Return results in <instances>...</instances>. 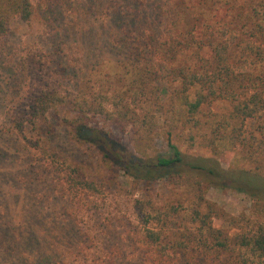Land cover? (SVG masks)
<instances>
[{
	"label": "trees",
	"instance_id": "16d2710c",
	"mask_svg": "<svg viewBox=\"0 0 264 264\" xmlns=\"http://www.w3.org/2000/svg\"><path fill=\"white\" fill-rule=\"evenodd\" d=\"M34 1L0 0V45L13 21L31 23ZM99 1L98 8L108 0ZM134 1V12L104 16L111 28L105 31L104 51L91 54L79 44L82 60H64L70 77L60 61L48 55L36 60L26 52L5 85L16 87L6 91L8 133L41 161L49 156L47 162L72 194L96 196L102 188L124 191L129 185L138 192L141 187V195L133 193L131 199L136 224L126 237L135 251H121L129 264H264V0ZM93 11L91 5L87 16ZM218 12L225 13L219 22L223 29L213 23ZM76 38L86 44V35ZM191 49L193 62L184 58ZM247 65L250 71H239ZM219 102L230 110L204 123L205 111ZM249 120L258 125L252 131L246 130ZM205 127L204 144L215 156L240 147L242 161L251 167L223 171L218 159L183 151L181 141L193 146ZM60 131L94 153L93 175L81 164L60 161L54 145ZM126 134L134 153L122 146ZM158 141L166 153L157 149ZM120 177L127 181L121 183ZM161 181L185 189L189 203L158 206L150 186ZM224 186L255 201L251 215L229 218L207 199L209 189ZM9 216L23 223L19 202ZM225 218L234 236L215 226V219ZM108 225H88L76 235L98 247ZM51 233H34L40 238L28 245L37 256L34 262L18 255L13 263L61 261L56 251H48L59 242ZM104 256L120 259L113 251Z\"/></svg>",
	"mask_w": 264,
	"mask_h": 264
},
{
	"label": "rangeland",
	"instance_id": "374dc122",
	"mask_svg": "<svg viewBox=\"0 0 264 264\" xmlns=\"http://www.w3.org/2000/svg\"><path fill=\"white\" fill-rule=\"evenodd\" d=\"M99 3V0H35L34 18L31 23L13 21L8 35L0 45V264H15L13 257L18 255L23 261L27 260V263L34 262L37 256L34 257L28 246L31 242L40 240L36 239L34 233L41 236L42 232L46 234L50 231L51 236L57 234L59 237L58 245L53 246V250H48L56 251L60 256L61 261L58 260L57 264H109L107 261H112L111 264H129L124 261L121 251H135V247L128 243L126 237L131 229L130 225L136 224L135 215L130 209L131 199L133 193H137V197L141 195V187L137 189L138 192L133 191L129 185L124 191L102 188L96 196L72 194L66 187L63 175L47 162L49 156L43 162L35 151L28 152L21 140L17 141L9 135L5 124L7 107L10 105L6 91H14L16 88L12 84L8 90L5 85L13 77L10 73L14 72L16 67L20 69L27 51L36 55V60H42L48 55L52 60L60 61L63 66L68 67L66 74L70 77L71 68L64 60L70 63L76 59L82 60L79 44L85 49L88 47L91 54L104 51L105 31L111 29L104 16L119 10L135 11L130 0H108L104 6L98 8ZM91 5H94L93 12L97 11V15L101 16L94 17L91 15L93 12L87 16ZM223 15L224 12H218L213 20L221 29L223 23L219 22L224 21ZM82 34L86 35V44L75 40L77 35ZM61 39L63 43L58 46ZM61 50L64 53H61ZM207 50L204 48L201 54L205 56ZM194 51L195 49H191L186 52L184 58L193 62L195 58L190 54ZM166 62L169 64V61ZM239 71H250V68L247 65ZM63 84L70 87L67 82ZM229 110L227 103H214L211 109L205 111L206 116L202 117V121H212L215 116L213 114L219 115ZM256 126L258 125L254 120H249L246 130L252 131ZM206 131V127L199 131L193 146L191 142L181 141V149L191 157L218 159L223 171L251 167V163L242 161L240 147L215 156L204 144L203 135ZM54 145L61 162L81 164L91 169L93 175L97 162L92 151L74 143L65 131L56 135ZM122 146L128 152L134 153L129 135L124 136ZM156 147L164 153L168 151L160 141L156 143ZM119 180L121 183L127 181L125 177H120ZM150 190L158 206L163 207L166 203H189V195L185 189H174L167 182H157L150 186ZM207 199L225 210L229 218H237L242 213L251 215L250 211L255 207V201L249 195L225 186L209 189ZM18 202L24 209L22 224L11 220L9 216L10 210L17 207ZM214 223L229 235H235L236 231L228 218L215 219ZM94 224H109L100 233L101 242H98V247L85 243L83 238L79 239L76 235L77 230L85 232L88 225ZM111 251L120 255V259L105 260V252Z\"/></svg>",
	"mask_w": 264,
	"mask_h": 264
}]
</instances>
